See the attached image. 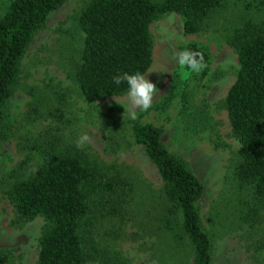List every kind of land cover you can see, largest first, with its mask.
I'll list each match as a JSON object with an SVG mask.
<instances>
[{
    "label": "rangeland",
    "instance_id": "rangeland-1",
    "mask_svg": "<svg viewBox=\"0 0 264 264\" xmlns=\"http://www.w3.org/2000/svg\"><path fill=\"white\" fill-rule=\"evenodd\" d=\"M11 0H0V17ZM90 0H67L34 35L20 66L18 83L0 127V255L7 264H36L42 217L22 218L10 201L15 182L30 178L50 157L72 152L125 182L110 206L89 201L85 243L98 251L96 264H193L194 248L182 231L181 213L164 198L163 183L143 148L135 124L162 130L161 142L184 160L203 185L201 226L212 241V264H264V213L253 223L243 216L254 205L236 179L239 144L222 109L238 69L229 40L243 25L264 22V0H222L201 32L186 35L183 20L170 14L150 26L153 63L146 78L158 92L147 112L128 119L126 97L94 104L76 81L84 33L78 19ZM160 1V0H154ZM195 44L209 55L205 69L186 80L173 54ZM89 137L80 148L77 141ZM252 251H248V250Z\"/></svg>",
    "mask_w": 264,
    "mask_h": 264
},
{
    "label": "trees",
    "instance_id": "trees-1",
    "mask_svg": "<svg viewBox=\"0 0 264 264\" xmlns=\"http://www.w3.org/2000/svg\"><path fill=\"white\" fill-rule=\"evenodd\" d=\"M66 1L11 0L0 17V127L29 44ZM221 6L222 0H90L78 19L84 43L75 78L82 96L90 104L124 96L127 85H115L112 77L149 71L153 63L150 26L155 21L178 15L184 34L195 35ZM229 44L238 69L222 109L239 144L236 179L250 189L254 201L243 216L248 224L264 213V22L235 30ZM185 48L201 52L208 65L204 49L190 44L179 51ZM132 136L154 164L165 200L181 213L183 234L194 248L193 264H212V241L201 226L198 210L204 192L201 181L162 144L160 128L135 124ZM126 187L120 177L104 173L72 152L50 157L30 178L15 182L10 201L17 213L26 220L42 217L46 222L36 264H96L98 250L86 245L82 231L91 211L89 201L99 198L104 207L110 206ZM263 247L260 241L255 250H247L253 257ZM7 260L0 255V264Z\"/></svg>",
    "mask_w": 264,
    "mask_h": 264
},
{
    "label": "clouds",
    "instance_id": "clouds-1",
    "mask_svg": "<svg viewBox=\"0 0 264 264\" xmlns=\"http://www.w3.org/2000/svg\"><path fill=\"white\" fill-rule=\"evenodd\" d=\"M177 65V73L181 79L186 80L190 74H198L206 68V62L201 52L191 48H185L171 57ZM115 85L126 84L125 97L127 103L122 105L127 112L128 119L135 121L138 119V112H147L153 105L154 96L158 89L156 85L146 78V74L117 73L112 77ZM87 135H82L77 141L80 148L88 141Z\"/></svg>",
    "mask_w": 264,
    "mask_h": 264
}]
</instances>
